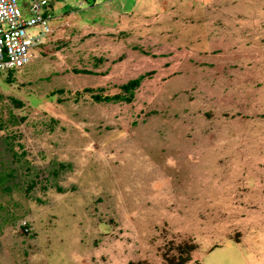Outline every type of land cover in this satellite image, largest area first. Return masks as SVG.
Masks as SVG:
<instances>
[{
  "label": "rangeland",
  "instance_id": "obj_1",
  "mask_svg": "<svg viewBox=\"0 0 264 264\" xmlns=\"http://www.w3.org/2000/svg\"><path fill=\"white\" fill-rule=\"evenodd\" d=\"M48 3L0 71V264H264V0Z\"/></svg>",
  "mask_w": 264,
  "mask_h": 264
},
{
  "label": "built area",
  "instance_id": "obj_2",
  "mask_svg": "<svg viewBox=\"0 0 264 264\" xmlns=\"http://www.w3.org/2000/svg\"><path fill=\"white\" fill-rule=\"evenodd\" d=\"M55 19L48 0H35L22 11L18 0H0V71L20 69L30 63ZM38 27L35 33L28 29Z\"/></svg>",
  "mask_w": 264,
  "mask_h": 264
},
{
  "label": "trees",
  "instance_id": "obj_3",
  "mask_svg": "<svg viewBox=\"0 0 264 264\" xmlns=\"http://www.w3.org/2000/svg\"><path fill=\"white\" fill-rule=\"evenodd\" d=\"M13 70H11L12 72ZM10 72V71H8ZM79 72L84 73H91L90 71L81 70ZM150 73H144L140 74L139 76L132 78L125 83L121 84L119 86L120 93L115 95H103L100 89H92V88H85L84 91L90 92L91 96L96 101H125L130 102L133 98L135 89L140 85L141 81ZM56 92H63L62 89L57 90ZM10 173L3 172L0 170V182L7 176H9ZM176 250L179 252V254L182 256V252L186 253V256L182 259L180 263H188V261L191 260V253L195 250L196 245L193 243V241L189 238L184 239L183 241L179 242L177 246L175 247ZM129 264H133V262H130ZM141 264V263H139Z\"/></svg>",
  "mask_w": 264,
  "mask_h": 264
}]
</instances>
